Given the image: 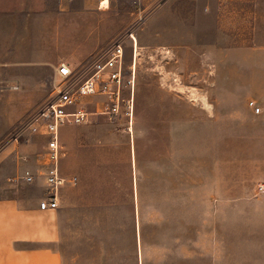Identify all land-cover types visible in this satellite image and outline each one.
<instances>
[{"label": "rangeland", "instance_id": "374dc122", "mask_svg": "<svg viewBox=\"0 0 264 264\" xmlns=\"http://www.w3.org/2000/svg\"><path fill=\"white\" fill-rule=\"evenodd\" d=\"M210 1L216 0H110L99 16L106 24L97 25L92 16L83 18L77 36H89L92 42L105 35L106 40L74 64L78 70L120 36L127 37L128 78L137 62L133 117L125 111L111 117L100 113L105 97L91 95L81 99L95 111L90 120L61 128H65L61 143L67 153L64 174L78 176L75 184L66 186L60 204L61 249L80 255L74 264H138L140 260L141 264H204L196 259L195 248L201 236L204 241L209 235L196 231L200 218L195 217L193 179L210 176L227 154L224 131L219 134L205 106L213 98L212 83L225 76L223 58L192 51L195 4ZM131 32L138 38L137 58L128 37ZM23 76L27 84L21 87L0 83V151L40 137L25 129L19 141L13 139L58 80L56 72L45 67ZM72 145L82 151V158L66 165ZM6 163L0 162V172ZM17 180L5 188L30 191L29 185ZM217 244L219 253L222 249L225 254L224 235H219ZM251 261L219 260L221 264Z\"/></svg>", "mask_w": 264, "mask_h": 264}, {"label": "crops", "instance_id": "0c3cea01", "mask_svg": "<svg viewBox=\"0 0 264 264\" xmlns=\"http://www.w3.org/2000/svg\"><path fill=\"white\" fill-rule=\"evenodd\" d=\"M109 4L110 0L106 6L100 0H0V83L21 87L27 84L23 75L35 67L59 76L62 62L74 65L89 57L106 36L91 42L77 31L85 16H92L97 25L106 24L99 16ZM192 41L193 53L223 58L225 76L212 83L213 98L205 106L227 144L225 161L218 162L210 176L193 179L195 217L200 218L196 231L209 235L204 241L201 236L195 257L204 264H221L223 257L264 264V190H259L264 186V0L196 2ZM39 136L30 144L0 151V162H7L0 172V264H74L80 257L61 249L60 204L66 186L73 184L60 188L58 207L40 208L47 193V139ZM76 158L80 161L82 151L72 145L66 165ZM62 163L63 157L64 174ZM30 175L34 178L28 181ZM13 179L29 185L30 191L6 189ZM139 230L137 223L138 248ZM219 235L226 238L225 254L222 249L219 253Z\"/></svg>", "mask_w": 264, "mask_h": 264}, {"label": "built area", "instance_id": "2783aa9c", "mask_svg": "<svg viewBox=\"0 0 264 264\" xmlns=\"http://www.w3.org/2000/svg\"><path fill=\"white\" fill-rule=\"evenodd\" d=\"M104 1L100 0V5ZM128 37L132 40V51L135 53L136 40L133 32ZM126 39L125 36L117 37L105 53L84 64L79 70L71 63L62 62L58 68V80L49 91V96L32 115L28 124L15 133L13 139L16 141H19L25 129L47 139L44 152L47 193L40 201L41 209L58 207L60 188L66 184H75L78 180L75 175H64L61 169L64 155L61 128L65 124L86 123L95 113L81 99L85 96L103 95L105 101L100 113L111 117L119 116L125 111L132 115L136 71L133 65L130 68L131 76L127 77ZM79 71L82 73L79 74ZM250 104L254 106L255 103L250 101ZM255 111L259 112L260 107L255 106ZM33 178L32 175L26 177L28 181ZM259 190L263 191L264 186H260Z\"/></svg>", "mask_w": 264, "mask_h": 264}, {"label": "bare ground", "instance_id": "6f19581e", "mask_svg": "<svg viewBox=\"0 0 264 264\" xmlns=\"http://www.w3.org/2000/svg\"><path fill=\"white\" fill-rule=\"evenodd\" d=\"M133 35H134V37H135V40H136V43H135V47H136V58H137V46H138V38L135 36V34L133 33ZM137 62V61H136ZM136 62H134V64L133 65H135V67H136ZM134 98H135V92H134ZM133 113H134V110H133V112L131 113L132 115H131V117H133Z\"/></svg>", "mask_w": 264, "mask_h": 264}, {"label": "flooded vegetation", "instance_id": "af4514ba", "mask_svg": "<svg viewBox=\"0 0 264 264\" xmlns=\"http://www.w3.org/2000/svg\"><path fill=\"white\" fill-rule=\"evenodd\" d=\"M131 125H132V123H131ZM131 130H132V127H131Z\"/></svg>", "mask_w": 264, "mask_h": 264}]
</instances>
